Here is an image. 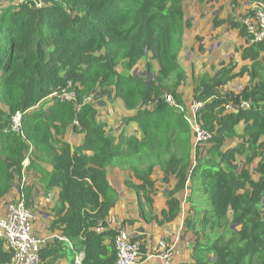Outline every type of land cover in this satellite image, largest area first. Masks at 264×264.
<instances>
[{"label": "trees", "instance_id": "obj_1", "mask_svg": "<svg viewBox=\"0 0 264 264\" xmlns=\"http://www.w3.org/2000/svg\"><path fill=\"white\" fill-rule=\"evenodd\" d=\"M222 22L215 18L214 27ZM190 23L183 0H0V101L6 106L0 109V201L19 186L25 158L24 170L38 176L43 195L57 189L48 228L61 238L44 241L41 264H57L58 257L67 264H115L116 230L106 228L117 200L109 166L140 181L125 184L146 222L172 221L180 212L176 194L188 190L184 226L193 233L192 259L180 264H264V42L241 48L249 65L237 69L231 57L214 73L192 76V98L201 103L197 123L212 134L195 143L185 111L163 96L171 93L186 107L178 91L187 77L179 53ZM227 23L249 38L241 20L229 15ZM141 62L145 70H137ZM244 73L249 82L241 91H220ZM92 93L120 99L135 132L111 133L86 100ZM242 101L249 108H240ZM16 112L19 132L9 127ZM68 129L81 141L71 144ZM237 155L244 157L241 166ZM156 167L165 182L176 178L161 219L151 209ZM24 192L37 212V189ZM10 259L0 240V264Z\"/></svg>", "mask_w": 264, "mask_h": 264}, {"label": "crops", "instance_id": "obj_2", "mask_svg": "<svg viewBox=\"0 0 264 264\" xmlns=\"http://www.w3.org/2000/svg\"><path fill=\"white\" fill-rule=\"evenodd\" d=\"M193 1L194 8L190 9L194 13L190 14V16L187 15V18L191 20V23L190 27L185 31L183 46L179 53V64L185 70L187 77L185 80L186 86L184 85L182 87L183 83L178 91L182 92L183 100L187 108L190 107V104L193 101L192 76H198L205 71L214 73V71L220 66L221 61L229 62L231 57H234L238 62L237 69L241 65L250 64V61L243 59L240 56L241 48L249 45L248 40L246 37H240L235 28L229 27L227 18L231 15L235 20H239L250 10L253 2L256 0H238V5L235 7L231 3V0ZM206 1L212 3L215 7L217 5L215 11L214 9L212 11L208 9L206 10ZM222 7L225 9L224 12H226L228 16H225L222 13V15L218 17V13L221 11ZM215 18L219 20L224 19L223 23L214 27L213 21ZM207 29H209V31L212 30V33H214V30H224L223 32L228 31V40H224V37L221 39L219 38L210 45L207 36H205V31ZM196 36H200L199 41H195ZM229 37L235 38L236 43L231 44L229 42ZM188 44L189 46H187ZM236 48H239V51H236ZM240 63L243 64L240 65ZM190 73L192 74L191 77L188 76ZM236 81L237 86L234 87L233 85ZM248 82V74L244 73L221 87L220 91L226 92L232 90L233 92L238 93L248 84ZM238 86L239 88H237ZM4 110H6V106ZM124 112L127 115L132 114V112H127L125 110ZM130 123L133 124L132 122ZM133 127V130H135L136 126ZM236 128L240 131L242 123ZM70 134H72V130L68 129L65 137L71 144L81 141V134H76L80 137L79 141H71ZM229 143H232V141L226 140V144ZM164 176L165 173L160 168H155L150 175L151 180L154 182L153 190L150 192V197L152 198L151 209L152 213L158 219L162 218V211L167 209L166 191L171 190L176 184V178L174 175H169L166 182L163 180ZM37 179H39L38 176L31 172L27 173L26 186L32 187L33 190L37 187L40 189L37 192L35 200L36 204L39 202L41 206L43 204L45 205V207L42 206L39 208L37 205L39 217L38 220L34 222L33 233L42 237L44 241L47 238H61L59 231H51L48 228L51 221L49 214L51 213V208L57 199V189L50 191L47 195H43L44 185L40 182L38 185ZM126 179L136 183L140 182L128 169H122L116 166L108 167L107 180L112 187L115 188L117 192V200L107 217L106 228L116 230L120 225L126 226L131 233V237L141 244L142 264H180L182 262L190 261L192 259L191 243L193 241V233L186 230L184 226V219L187 215L189 206L185 201L188 190L185 189L176 194L180 200V212L172 221H166L161 224L156 220L146 222L139 215L138 199L134 190L125 184ZM16 185L17 183L14 186L15 189L18 187H16ZM3 205V201H1L0 214L3 211ZM126 220H133V222L128 223ZM68 244L71 246L70 242H68ZM165 253H169V256L165 257ZM75 262H77L76 259ZM57 264H67V262L64 258L58 257Z\"/></svg>", "mask_w": 264, "mask_h": 264}, {"label": "built area", "instance_id": "obj_3", "mask_svg": "<svg viewBox=\"0 0 264 264\" xmlns=\"http://www.w3.org/2000/svg\"><path fill=\"white\" fill-rule=\"evenodd\" d=\"M241 22L246 26L249 35L248 43L264 42V2L256 0L250 10L241 18ZM56 94V93H54ZM71 94H64L70 98ZM169 105L176 106L185 111L186 118L194 132V142L201 143L211 137V133L201 129L197 123V117L201 108V103L192 101L190 107L180 106L174 97L167 92L163 94ZM240 108H249V102L242 101ZM22 126V114L16 112L11 115L9 127L14 132H19ZM28 164V159L23 162L22 177L17 189L9 192L4 197L3 211L0 214V240L11 251L9 264H41L40 249L44 244V239L33 233L34 222L38 220L39 214L26 204L25 186L27 183V172L24 168ZM0 201V202H1ZM116 250L115 264H142L141 246L138 241L131 237V233L126 226L120 225L116 229L114 237ZM165 257L169 253L164 254ZM82 257L78 255L76 261Z\"/></svg>", "mask_w": 264, "mask_h": 264}, {"label": "rangeland", "instance_id": "obj_4", "mask_svg": "<svg viewBox=\"0 0 264 264\" xmlns=\"http://www.w3.org/2000/svg\"><path fill=\"white\" fill-rule=\"evenodd\" d=\"M215 2H217V1H215ZM205 7H206V10L208 9V10H211L212 11L214 9V11H215L217 5L215 7V5H213L209 1H206ZM183 8H184V17H185V19H189V18H187V15L190 16V14H193L194 13L191 10L192 8H194V1L193 0H183ZM224 10L225 9H223V7H222L221 11L218 13V17H220V15H222V13L225 16L226 15L228 16V14L226 12H224ZM220 20L223 21L224 19H220ZM239 20H241V18ZM190 22H191V20H190ZM224 28H225V26H224ZM223 31L224 30H219V31L214 30V33H212L213 32L212 30L209 31V29H207L205 31V36H207L210 45L213 42L217 41L219 38L221 39V38L224 37L225 38L224 40H228L229 32L228 31L227 32H223ZM199 37L200 36H196L195 37L196 38L195 41L196 40L199 41ZM220 41H222V40H220ZM229 42L231 44H235L236 43L235 42V38L229 37ZM187 46H189V44ZM241 64H243V63H240V65ZM119 69H122V66H119ZM142 69L145 70L144 63L143 62L139 63V65L137 67V70H142ZM188 76L191 77L192 74L190 73V74H188ZM169 83H172V82L170 81ZM185 84H186V81L184 82V84L182 85V87ZM233 86L234 87L237 86V81L234 83ZM184 88H186V87H184ZM237 88H239V86ZM86 100L87 101H92L93 103L96 104L95 107H96V109L98 111V115H97L98 116V120L107 123L109 125V128H110L111 133L118 134L119 131L121 129H123V128L126 131V133H133V132H135V130H133L134 129L133 126H135V125H133L130 122H128V121L125 120V118L128 117V115L125 114L124 108L122 107V104H121L120 99H116V98L115 99H107V98H104L102 96L96 95L95 93H92V94H89L88 96H86ZM0 109H2V110L5 109V106L3 105V103L1 101H0ZM70 139H71V141H79L80 140V137H78V135H76L75 133L72 132V134H70ZM243 161H244V157L242 155H237V157H236V163L241 166L243 164ZM251 166L253 167L254 166V163H252ZM110 167H115V166H110ZM156 168H158V167H156ZM36 189H37V191L40 190L38 187ZM37 205H38V208L39 207H42V206L45 207L44 204L41 206L39 202L37 203Z\"/></svg>", "mask_w": 264, "mask_h": 264}]
</instances>
